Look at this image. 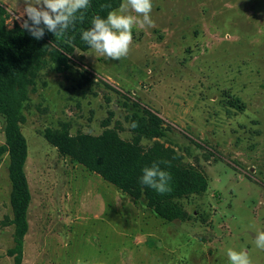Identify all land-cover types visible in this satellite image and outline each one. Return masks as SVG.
Segmentation results:
<instances>
[{"label": "rangeland", "instance_id": "1", "mask_svg": "<svg viewBox=\"0 0 264 264\" xmlns=\"http://www.w3.org/2000/svg\"><path fill=\"white\" fill-rule=\"evenodd\" d=\"M0 4L8 27L22 24L24 0ZM151 18L133 28L125 58L77 51L65 73H39L21 124L32 196L23 264H229V248L264 264L254 243L264 230V0H153ZM144 111L165 135L140 144L175 150L208 180L179 201L185 221L162 220L45 137L109 128L134 141ZM5 127L0 115V146ZM10 164L0 158V264H14Z\"/></svg>", "mask_w": 264, "mask_h": 264}, {"label": "trees", "instance_id": "2", "mask_svg": "<svg viewBox=\"0 0 264 264\" xmlns=\"http://www.w3.org/2000/svg\"><path fill=\"white\" fill-rule=\"evenodd\" d=\"M122 0H90V6L82 10L83 19L77 14L74 26L63 35L55 36L45 30L42 39H34L21 25L7 26L10 15L0 4V115L6 119V142L0 146V158L8 154L11 158L10 181L12 184L11 206L15 226L14 247L7 252L14 264H23L25 237L29 232V208L32 196L25 172L28 159V144L21 129L24 110L35 91L40 72L53 67L63 74L72 66V57L77 51L87 52L91 48L81 39L83 30L89 29L95 16L106 18ZM134 141H126L113 129L107 128L103 134L93 136L79 134L73 136L68 128L49 129L45 133L47 141L74 162L123 193L135 202L144 199L153 213L167 222L185 221L188 214L180 200L192 195H201L208 190L207 178L193 167L183 164L180 155L171 148L156 143L151 148L140 144L141 138L152 140L164 137L162 119L144 111L135 114L132 123ZM168 161L160 168L171 175L170 192L158 193L155 189L141 184L142 169L153 162Z\"/></svg>", "mask_w": 264, "mask_h": 264}, {"label": "clouds", "instance_id": "3", "mask_svg": "<svg viewBox=\"0 0 264 264\" xmlns=\"http://www.w3.org/2000/svg\"><path fill=\"white\" fill-rule=\"evenodd\" d=\"M24 8L18 19L22 20V28L34 39L40 40L45 30L55 36L63 35L70 26L75 25L77 14L90 6V0H24ZM153 0H123L119 7L109 11L106 18L95 16L91 27L83 30L81 39L107 59L120 60L127 57L133 41L134 27L141 29L155 26L151 18ZM27 17V19H23ZM138 125L133 122L131 127ZM168 161L153 162L150 167L142 169L141 184L155 189L160 194L171 191L169 182L171 175L160 168V164ZM255 246L264 250V230L258 231L254 239ZM229 264H252L247 250H227Z\"/></svg>", "mask_w": 264, "mask_h": 264}]
</instances>
